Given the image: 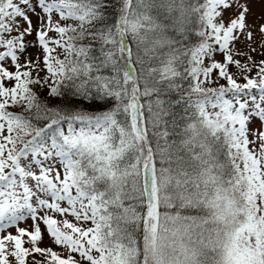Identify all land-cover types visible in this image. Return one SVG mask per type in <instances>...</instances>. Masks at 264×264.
<instances>
[{"label":"snow or ice","instance_id":"obj_1","mask_svg":"<svg viewBox=\"0 0 264 264\" xmlns=\"http://www.w3.org/2000/svg\"><path fill=\"white\" fill-rule=\"evenodd\" d=\"M255 4L0 0V264H264Z\"/></svg>","mask_w":264,"mask_h":264},{"label":"rangeland","instance_id":"obj_2","mask_svg":"<svg viewBox=\"0 0 264 264\" xmlns=\"http://www.w3.org/2000/svg\"><path fill=\"white\" fill-rule=\"evenodd\" d=\"M262 9H264V6H262V5H260V4H255V5L253 6V10L255 11V13H256L257 15H259V14L261 13ZM250 19H253V18L250 17Z\"/></svg>","mask_w":264,"mask_h":264}]
</instances>
